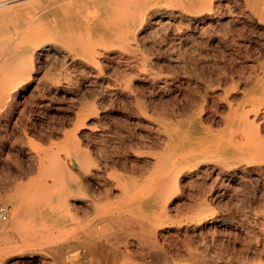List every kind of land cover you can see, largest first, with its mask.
Segmentation results:
<instances>
[{"label": "rangeland", "instance_id": "1", "mask_svg": "<svg viewBox=\"0 0 264 264\" xmlns=\"http://www.w3.org/2000/svg\"><path fill=\"white\" fill-rule=\"evenodd\" d=\"M0 1L9 3L0 9V50L21 32L28 15L46 9H50L48 15L53 10L59 14L63 9L87 8L93 2ZM192 1H147L143 14L173 6L185 14L164 23L161 31L146 15L133 23L129 44L141 58L138 69L130 67L127 56L109 59L104 54L107 50L123 52L127 47L122 41L114 46L110 43L113 28L107 24L111 20L104 18V8L99 17H89L72 38L51 30L35 45L31 77L17 87L24 86L17 93L8 92L10 97L0 105V212L5 211L0 213L1 227L11 221L19 190L36 175L30 162L45 151L53 150L62 160L76 154L89 156L109 163L114 173L148 177L155 174L153 158L163 150L166 128L179 126L188 137L185 151L192 161L178 175L177 187L151 212V220L145 218L146 227L121 237L117 258L140 257L135 264H264V159L256 157L258 145L264 147V99L252 100L264 88V80H259L264 26L243 19L246 10L239 6H244V0H207V9L198 3L190 5ZM203 14H215L208 15L205 29L190 20ZM39 22L34 25L38 31L43 26ZM218 27L226 39H209ZM90 46L100 62L93 75L79 63L88 57ZM43 47L50 50L40 52ZM139 72L156 82L141 81ZM121 80L131 89L120 87ZM249 131L253 144L243 134ZM207 142L214 149H206ZM70 171L77 172V168ZM26 227L24 222L0 232V264H59L53 255L24 257L25 247L32 245L22 238ZM72 245L70 240L57 242L58 247ZM81 246L65 255L67 264L89 260L82 259L85 249ZM105 256L111 259L108 253Z\"/></svg>", "mask_w": 264, "mask_h": 264}, {"label": "bare ground", "instance_id": "2", "mask_svg": "<svg viewBox=\"0 0 264 264\" xmlns=\"http://www.w3.org/2000/svg\"><path fill=\"white\" fill-rule=\"evenodd\" d=\"M23 1L27 0H13L12 2H10L15 4ZM92 1L93 2L91 3V5L87 8H80L74 11H68L67 9H63L62 13L59 14L57 13V11L53 10V14L51 15L47 14L50 9H46L47 11L43 12L39 10L35 13L28 15L25 18V25L21 32H18L16 36L10 40L9 44L0 50V105L1 103H4V100H6L7 97H10V94H8V92L12 91L11 93L14 94L17 93L19 89L24 88V86L20 87L19 89L17 87L20 86L22 82L28 80V77L30 76V67L32 69L34 54V51H32V49H34L35 45L38 44V42L41 41L51 30L61 32L62 35L66 33V38H72V36L76 34L75 32L82 29L83 23L89 17H99L98 14L104 8V18L111 20V22L109 21L110 23L107 24L111 25V27L113 28L110 43L114 46L115 43H119L122 41L127 46L125 48L126 51L119 52L116 50H107L104 51V54L109 59H113L121 55L127 56L128 59L131 60L130 67L138 69L141 64V58H138L133 54L134 50L129 44V38L131 35L130 27H132L133 23L146 15L148 17V21L151 22V24L155 25V29L158 30V28L164 23L170 21L174 22L176 19L184 17L183 15L185 14L184 10L176 8L175 6L158 8L152 11H148L147 14H143L142 12L144 6L149 0ZM241 1L242 0H240L239 2L242 3ZM243 2L244 6H239L242 9H244L245 7L246 10L244 14L243 12L241 13L243 14V19L264 26V0H244ZM196 3L203 6L205 9L208 8L207 0H195L192 1L190 5H195ZM8 5L9 3H3V1H0V9ZM218 6L220 7V4ZM210 10H212V5ZM216 12H219V10ZM38 13L41 15L39 16L40 18L37 17ZM221 13H223V11ZM208 15L213 17L215 14ZM208 15L203 14L189 17H191L190 20L202 25L201 28H203L204 25L207 23V19L211 18L208 17ZM237 16H239V14H237ZM39 21H42L41 23H43V26L41 25L42 29L40 31L34 29V25L36 23L38 24ZM170 26L174 25L171 24ZM175 28H177V26ZM178 29L180 30L181 28L178 27ZM219 30L220 29L218 27V31L215 30L217 33L209 35V39L212 38V36H218L219 38L225 40L226 38L224 34L226 33L224 32L223 34L222 29L220 32ZM159 31H161V29ZM178 31L176 32L178 33ZM146 32L147 31H145V33ZM239 33H237V37H239ZM229 38H231L230 35ZM232 38L231 40L233 42H236L233 40L234 38ZM236 39L237 38H235V40ZM148 40L149 39H147V42ZM180 44H182L181 41ZM191 46H193V44ZM84 48V46L81 47L82 50ZM245 48L247 49V47ZM49 50L50 47H43L39 49L40 52ZM95 54H97L96 50L94 48H91L89 50L88 57H86L84 61H79V63L83 64L84 68L87 69V71L92 75L93 73L98 71L97 64H100L99 61H96ZM69 58V56L65 57V59ZM260 68L261 75L259 76V80H264V64H260ZM101 73L102 71L99 70V74ZM138 74L140 76L141 81L153 83L156 82V79L152 78V76H149L146 72H139ZM164 82L166 83L169 81L168 79H166ZM118 85L120 87L123 86L125 90L131 89L127 81L121 80V82H118ZM259 99H264V88L259 90L257 94H254L252 96L253 101ZM253 109H255V107ZM4 112L7 115L11 114L10 111ZM163 115L164 117L169 116L165 114ZM244 116L248 118L247 115ZM180 130L181 128H179V126L171 127L169 129L166 128L165 132L167 133V137L164 140L161 139L163 150L161 153L156 154L153 158L155 174L142 178H136L130 173H114L111 171L109 163L103 160H100L99 162L89 156L81 157L80 155L76 154L68 160H62L54 156L53 150L45 151L44 153H42V155L38 156L35 161L32 160V162H30V164L33 163V166L36 169V175L34 178H31L28 182L24 181L27 183L23 185V187L19 190V193H17L16 195L17 208H15L16 210H14V213L11 214V221L7 223L5 228L1 227L0 225V232L4 233V231H7L10 226L17 228L24 222H26L27 227L24 234L22 235V238L25 243H31L32 245H25V258L33 257L35 255H53L59 259V264H67L64 261L65 255L68 252L75 251L76 249H78L79 245H82L81 248L85 249V254H83L82 259H85V257L89 258V260H87L85 264H135V262L141 261L140 257L131 259L130 257L126 256H124L122 260H119L117 258L119 250L118 245L122 240L121 237L125 235L131 236L132 233L134 235V231L137 227H146V224L144 222L145 218L151 220V212L158 209V207H160L161 200H163L167 196V194H169L173 190V188L177 187V184L175 186V183L178 181V175L180 174L181 170L187 165H189V163L192 161L191 157H189L187 155V152L185 151L188 145V137H186L185 132L182 133ZM243 134H245V137L247 138L249 144L254 143H250V141L254 139L252 131L247 132V134ZM248 142L245 144H248ZM189 147L194 148L195 146L190 145ZM205 148L208 150H212L213 147L211 148V145L207 142V146ZM257 149L258 150L256 153V157L264 159V147L258 145ZM132 165L130 163L131 167ZM27 167L30 168V170L33 168L29 166ZM73 167L77 168V172L70 171V169H72ZM214 168L211 169L214 170ZM253 169L255 168H252V170ZM18 174L20 175L19 172ZM17 210L18 213L16 215L15 212H17ZM157 216H159L158 213ZM61 240H70L73 245L68 248L62 246L58 247L57 242H61ZM10 247L11 245L9 246V248ZM138 250L141 249L139 248ZM133 251L135 252V250ZM106 253L109 254V257H111V259L105 256ZM75 259L77 258L75 257Z\"/></svg>", "mask_w": 264, "mask_h": 264}, {"label": "built area", "instance_id": "3", "mask_svg": "<svg viewBox=\"0 0 264 264\" xmlns=\"http://www.w3.org/2000/svg\"><path fill=\"white\" fill-rule=\"evenodd\" d=\"M0 213H1V215H2V214L4 215V214H5V211L1 210V212H0Z\"/></svg>", "mask_w": 264, "mask_h": 264}]
</instances>
